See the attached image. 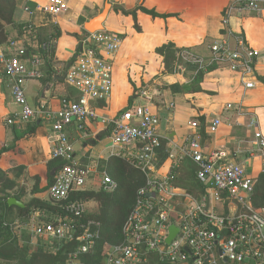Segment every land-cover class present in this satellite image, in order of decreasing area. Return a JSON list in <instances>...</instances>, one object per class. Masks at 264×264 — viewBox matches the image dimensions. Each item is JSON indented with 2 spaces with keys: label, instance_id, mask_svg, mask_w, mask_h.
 <instances>
[{
  "label": "built area",
  "instance_id": "built-area-1",
  "mask_svg": "<svg viewBox=\"0 0 264 264\" xmlns=\"http://www.w3.org/2000/svg\"><path fill=\"white\" fill-rule=\"evenodd\" d=\"M38 9L57 17L68 6L64 0H47ZM263 9L264 0H234L223 11L224 33L208 46L209 56L182 50L178 69L190 67L194 75L212 68L226 69L239 77L244 89H253L259 54L232 32L230 18L234 13ZM6 44L7 54L0 55V64L12 81L11 97L19 107L14 118L22 123L37 119L50 123L51 159L61 162L47 189L56 211L32 216L22 224L13 223V236L20 246L53 253L64 246H74L67 253L65 264H85L83 259L95 250L101 225L86 218L88 203L73 196L88 191L94 184L111 193L117 184L106 171L80 162L67 128L74 125L81 131L87 122L102 121L109 132L111 156L139 170L145 183L137 190L134 205L122 225V242L105 250L101 264H264V209H255L250 203L256 179L248 176L245 166L229 162L224 152L205 154L199 135L188 136L182 148L173 146L159 163V119L147 107L132 106L111 119L101 120L98 105L111 99L112 59L122 44L120 37L105 31L84 36L80 51L64 73L65 83L79 94V100L62 99L57 111L43 104L33 107L26 98L25 83L44 76L42 58L29 57L20 39H10ZM226 109L248 119L247 128L253 131L249 158H264V135L258 129L256 116L241 104H227ZM6 122L12 124L13 119ZM221 125V119L214 118L209 131L214 134ZM190 126L197 128L198 124ZM184 160L194 165L195 181L204 192L201 197L176 185L177 171ZM166 163L167 169L160 172L159 166ZM261 173L264 174V160ZM171 226L177 233L167 244Z\"/></svg>",
  "mask_w": 264,
  "mask_h": 264
},
{
  "label": "crops",
  "instance_id": "crops-1",
  "mask_svg": "<svg viewBox=\"0 0 264 264\" xmlns=\"http://www.w3.org/2000/svg\"><path fill=\"white\" fill-rule=\"evenodd\" d=\"M64 1L68 10L52 17L38 9L47 0H17L14 22L6 27L7 41H25L24 37L18 35V27L20 24H30L41 29L40 33L45 29V35L55 45L52 79L46 84L42 83V79L25 83L26 98L31 106L43 104L57 111L62 99L79 100V94L65 83L64 73L80 51L81 37L87 34L84 24L96 18L108 5L110 9L101 27L103 31L120 37L122 44L112 59L114 72L111 99L107 104L98 105L101 120L111 119L132 106L147 107L159 119L158 133L165 154L173 146L182 148L188 136L199 135L205 154L224 152L229 162L245 166L248 176L258 177L264 158L260 155L249 158L253 150L250 143L253 131L247 128L248 119L239 117L234 110H227L226 106L241 104L246 111L253 113L257 118L258 129L264 135V9L260 12L234 13L230 18L232 32L244 38L259 54L255 68L256 85L246 90L236 74L221 68L202 73L198 83L190 67L182 70L177 67L160 76L162 58L155 52L164 44L171 43L180 51L190 50L207 58L208 46L224 33L221 26L223 11L234 0ZM140 6L159 15L173 16L152 19L138 11ZM133 13L139 32L134 28ZM2 54H7L6 43L0 44ZM172 86H179V90H172ZM11 87L12 81L4 74L0 64V149L8 148L0 154V173L16 186L13 190H7L10 198L18 201L16 196H19L18 202L22 205L25 204L21 201L24 194L30 199L49 202L47 168L49 162L53 161L50 123L39 119L22 123L15 119L19 107L11 97ZM145 97L151 98V101ZM214 118H220L222 125L212 134L209 125ZM8 119H13V123L7 124ZM192 123H197L198 127L192 128ZM29 129L32 133L15 140L16 135L21 136ZM67 135L80 162L96 170L102 164L100 170L105 171L104 163L113 156L109 132L102 121L87 122L81 131L74 125L69 126ZM167 166V163L159 166L160 172H164ZM192 169L195 172L194 165L184 160L177 171V186L185 189L191 179ZM53 171L55 173L56 168L50 172L51 176ZM34 178H38V182ZM36 188L43 191L35 193ZM98 190V184L88 189ZM8 213L13 223H24L23 218L17 217L16 210ZM40 214L48 213L35 209L28 218Z\"/></svg>",
  "mask_w": 264,
  "mask_h": 264
},
{
  "label": "trees",
  "instance_id": "trees-1",
  "mask_svg": "<svg viewBox=\"0 0 264 264\" xmlns=\"http://www.w3.org/2000/svg\"><path fill=\"white\" fill-rule=\"evenodd\" d=\"M17 6V0H0V44H5L8 39L6 27L14 22V13ZM138 11L150 16L152 19H166L173 15H159L153 10H147L143 7H138ZM136 31H140L135 20V13L132 14ZM18 35L24 37L23 44L27 50L28 56H40L43 64L42 83L46 84L54 75V52L55 45L50 37L46 34L45 29L40 33L41 29H36L30 24H20L18 27ZM156 54L162 58L160 76L174 71L180 63L178 54L180 49H177L173 44L167 43L156 49ZM213 69V68H212ZM211 70V69H210ZM202 73L196 75V83L201 80ZM172 90H179V86H172ZM130 107V106H128ZM32 133L29 129L21 136L16 135L15 140L20 139ZM8 148H1L0 154L6 152ZM159 162L162 163L165 158L164 144L158 151ZM60 160L50 161L48 164V187L53 182V176L50 175L52 169H58ZM104 170L117 184L114 192L106 193L101 190L85 191L76 196L82 202L95 201L98 204V209L95 213H91L86 218L95 219L101 225L100 239L97 241L95 250L88 254L83 260L85 264H101L103 253L112 245H117L122 242L121 229L122 225L131 211L137 190L144 185V175L130 164L119 158H109L104 163ZM193 170V169H192ZM188 184L185 185L187 193L201 197L204 192L197 185L195 175L193 174ZM38 182V178H34ZM15 184L10 182L3 174L0 173V193L4 194L0 198V264H65L67 253L74 246H64L61 250L53 252H43L39 248H30L29 246H20L13 236L11 226L13 221L9 219V211L16 210L17 217L23 218V222L27 221L30 213L39 209L41 212L54 213L56 208L51 202H44L36 198H31L23 207L9 206L7 199L10 198V193L7 192L15 188ZM42 189L36 188L35 193H40ZM23 194H20L22 196ZM19 201V196H16ZM251 205L255 209H264V174L260 173L256 178L253 194L251 196Z\"/></svg>",
  "mask_w": 264,
  "mask_h": 264
},
{
  "label": "water",
  "instance_id": "water-1",
  "mask_svg": "<svg viewBox=\"0 0 264 264\" xmlns=\"http://www.w3.org/2000/svg\"><path fill=\"white\" fill-rule=\"evenodd\" d=\"M110 9V7L108 5L105 6L104 10L102 11L101 14H99L96 18L90 20L89 22L84 24V32L86 33H95V32H101L103 31L101 24L105 21V18L108 14V10ZM96 21H98V23H96ZM94 28H98L97 30H94ZM94 30V31H92ZM84 39V36L81 37V41ZM54 174V171L52 172V176ZM3 194H0V198L3 197ZM7 204L9 206H18V207H22L23 205L21 203H19L18 201H16L14 198H8L7 199ZM206 206L208 207V203L206 204ZM177 233V229L174 226H171L169 228V235L168 238L166 240V243L169 244L171 242V240L175 237Z\"/></svg>",
  "mask_w": 264,
  "mask_h": 264
},
{
  "label": "rangeland",
  "instance_id": "rangeland-1",
  "mask_svg": "<svg viewBox=\"0 0 264 264\" xmlns=\"http://www.w3.org/2000/svg\"><path fill=\"white\" fill-rule=\"evenodd\" d=\"M97 29H98V28H94V30H97ZM94 30H92V31H94ZM27 101H28V100H27ZM101 167H103L102 164L99 166V169H98L99 171H100ZM29 200H30V198H29L26 194H24V195L22 196V198H21V201H22V202H25V203L29 202ZM218 205H219V204H218ZM97 209H98V204H97L95 201L89 202V203L87 204V210H88V213L91 214V212H96ZM12 214H14V212H12ZM12 214H10V218L13 217Z\"/></svg>",
  "mask_w": 264,
  "mask_h": 264
},
{
  "label": "bare ground",
  "instance_id": "bare-ground-1",
  "mask_svg": "<svg viewBox=\"0 0 264 264\" xmlns=\"http://www.w3.org/2000/svg\"><path fill=\"white\" fill-rule=\"evenodd\" d=\"M96 23H98V21H96Z\"/></svg>",
  "mask_w": 264,
  "mask_h": 264
}]
</instances>
